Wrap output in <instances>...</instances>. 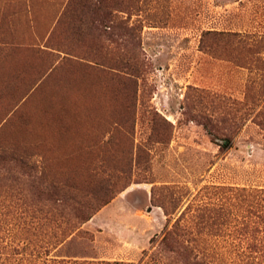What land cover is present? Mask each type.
I'll use <instances>...</instances> for the list:
<instances>
[{"label":"rangeland","instance_id":"1","mask_svg":"<svg viewBox=\"0 0 264 264\" xmlns=\"http://www.w3.org/2000/svg\"><path fill=\"white\" fill-rule=\"evenodd\" d=\"M105 2L112 21L102 24L82 0H0V152L80 180L113 173L126 189L49 257L137 263L168 225L154 186L179 187L169 225L205 185L264 188V0ZM210 30L240 36L209 37L205 51ZM122 57L136 75L117 71ZM207 124L232 147L222 150ZM155 127L167 142L153 141ZM141 149L150 158L138 162ZM10 184H0V264H39Z\"/></svg>","mask_w":264,"mask_h":264},{"label":"trees","instance_id":"2","mask_svg":"<svg viewBox=\"0 0 264 264\" xmlns=\"http://www.w3.org/2000/svg\"><path fill=\"white\" fill-rule=\"evenodd\" d=\"M82 7L96 14L97 21L102 24L112 21L107 17L105 0H82ZM237 36H240L237 32L206 31L201 47L208 51L206 40L209 37L226 39ZM122 60L116 67L117 71L133 76L138 73V66L131 58L122 57ZM263 88L264 75L258 100L263 108L260 115L264 114ZM254 97L248 90L246 99L253 100ZM259 125L264 126V118ZM206 126L222 150L232 147L230 135L218 137L209 124ZM158 130L155 127L156 139L153 141L167 142L166 136L157 135ZM141 151L134 157L138 162L143 156L147 157L146 160L150 158L149 150ZM9 152H0V167L15 168L16 171L0 173V184H9L10 188V180L17 182L20 206L24 213L29 214L33 234L38 238L36 257L37 260L43 259L39 264H232L237 260L232 256L241 253L250 262L248 264H264V188L232 185H205L196 194L195 201L188 203L171 225L170 217L177 213L182 203L177 195L179 187L154 186L153 200L164 209L168 225L160 239L153 240L154 245L146 261L50 259L51 250L71 236L81 235L82 227L127 186L116 187L113 173L103 175L94 171L82 180L76 175L51 174L45 165H39L28 155ZM218 239L224 241L221 252L214 248Z\"/></svg>","mask_w":264,"mask_h":264}]
</instances>
